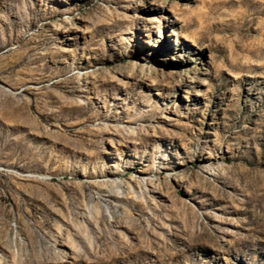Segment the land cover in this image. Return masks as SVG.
Instances as JSON below:
<instances>
[{
	"label": "rangeland",
	"instance_id": "rangeland-1",
	"mask_svg": "<svg viewBox=\"0 0 264 264\" xmlns=\"http://www.w3.org/2000/svg\"><path fill=\"white\" fill-rule=\"evenodd\" d=\"M0 264H264V0H0Z\"/></svg>",
	"mask_w": 264,
	"mask_h": 264
}]
</instances>
